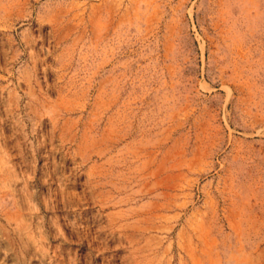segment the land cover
<instances>
[{"label":"rangeland","instance_id":"rangeland-1","mask_svg":"<svg viewBox=\"0 0 264 264\" xmlns=\"http://www.w3.org/2000/svg\"><path fill=\"white\" fill-rule=\"evenodd\" d=\"M0 264H264V0H0Z\"/></svg>","mask_w":264,"mask_h":264}]
</instances>
